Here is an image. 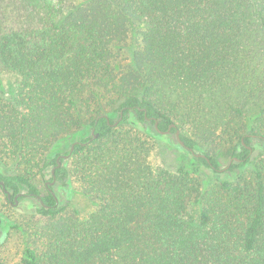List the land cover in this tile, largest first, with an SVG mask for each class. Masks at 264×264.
I'll return each mask as SVG.
<instances>
[{"label":"trees","instance_id":"1","mask_svg":"<svg viewBox=\"0 0 264 264\" xmlns=\"http://www.w3.org/2000/svg\"><path fill=\"white\" fill-rule=\"evenodd\" d=\"M20 2L33 27L0 26V163L20 171L0 172V190L38 200L37 243L18 264H264V0ZM102 99L106 113L92 109ZM83 127L96 137L74 141L68 165L47 161ZM151 130L178 131L189 162L153 169ZM223 145L222 168L206 148ZM51 166L50 182L95 203L86 217L34 185Z\"/></svg>","mask_w":264,"mask_h":264},{"label":"rangeland","instance_id":"2","mask_svg":"<svg viewBox=\"0 0 264 264\" xmlns=\"http://www.w3.org/2000/svg\"><path fill=\"white\" fill-rule=\"evenodd\" d=\"M58 1V0H54ZM69 7L70 5H79L87 0H59ZM0 26L11 29L31 28L29 9L26 8L20 0H0ZM138 38L133 37V33L128 35L127 40L114 51L113 66L116 73H124L128 70L130 64L131 51L137 48ZM0 77L6 82L9 77L1 74ZM94 108V111L99 108L102 112L110 111L106 106L104 99ZM93 107V105H92ZM88 118H85V122ZM90 129L83 127L79 132H74L63 137L62 140L54 143L46 159L49 162L56 155H65L70 150L74 141H79L89 137ZM153 139L151 143V152L149 155V163L153 169H166L174 171L180 165H186L189 159H182L179 154L180 150L177 148V141L174 135L156 134L150 131ZM67 141V142H66ZM255 148L253 158H257L262 153V144L259 141H254ZM228 145L215 146L206 148L207 152L215 156L223 168L230 162L228 154ZM68 165V158L65 159ZM52 166L43 170L42 175L37 174L33 178L34 185L39 191L44 194L47 186L50 183ZM0 172L4 175H14L19 173L16 163L11 160H6L0 163ZM237 170L233 174H226L228 177H234ZM199 180L204 186H209L214 182V178L209 177L207 173H202ZM51 187L57 197L58 203L61 206H66V213H75L78 217H86L95 209V203L84 197L77 189L74 181L68 182V186L62 189L60 185L55 182ZM21 193H25L22 190ZM38 208V200L35 198H24L17 202L16 205L8 203L5 200L3 193L0 190V219L3 226V233H0V264H18L21 260L22 253L25 248L34 246L37 241L35 237L36 228V209Z\"/></svg>","mask_w":264,"mask_h":264},{"label":"water","instance_id":"3","mask_svg":"<svg viewBox=\"0 0 264 264\" xmlns=\"http://www.w3.org/2000/svg\"><path fill=\"white\" fill-rule=\"evenodd\" d=\"M91 134L93 135V138L96 137V135H94V133H93V130L91 131ZM160 134L164 135L165 132H161ZM175 138H176V141L179 142V132L178 131H176V133H175ZM179 143H181V142H179ZM181 145H182V143H181ZM73 147H74V144H72V146L70 148V151H69V154H67V155H60L59 157L56 158V162H57L56 167L57 168L60 167V165H61L60 164V159L61 158L64 159V160L67 159L70 156V154H71V152L73 150ZM54 170H55L54 168L51 169V175L52 176L54 175ZM53 182H54V178H53ZM53 182H50V184H53ZM14 200H15V204L14 205H16L17 204V199L15 198Z\"/></svg>","mask_w":264,"mask_h":264},{"label":"flooded vegetation","instance_id":"4","mask_svg":"<svg viewBox=\"0 0 264 264\" xmlns=\"http://www.w3.org/2000/svg\"><path fill=\"white\" fill-rule=\"evenodd\" d=\"M49 183H46L45 185L47 186Z\"/></svg>","mask_w":264,"mask_h":264}]
</instances>
